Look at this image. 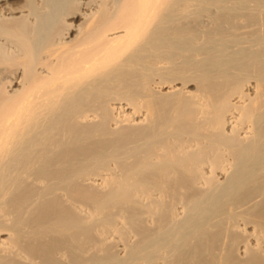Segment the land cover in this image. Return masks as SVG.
I'll use <instances>...</instances> for the list:
<instances>
[{
	"label": "bare ground",
	"instance_id": "1",
	"mask_svg": "<svg viewBox=\"0 0 264 264\" xmlns=\"http://www.w3.org/2000/svg\"><path fill=\"white\" fill-rule=\"evenodd\" d=\"M0 264H264V0H0Z\"/></svg>",
	"mask_w": 264,
	"mask_h": 264
}]
</instances>
